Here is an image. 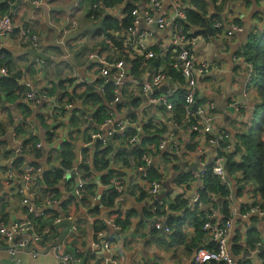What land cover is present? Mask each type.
Masks as SVG:
<instances>
[{"label": "crops", "instance_id": "crops-1", "mask_svg": "<svg viewBox=\"0 0 264 264\" xmlns=\"http://www.w3.org/2000/svg\"><path fill=\"white\" fill-rule=\"evenodd\" d=\"M38 1L0 0V8L2 7L0 14H10L14 23L25 28L29 36L38 35L40 39L39 46L35 49L30 43L26 46L22 44L20 29L14 34L0 35V51L2 49L11 55L10 65L6 64L9 69L8 75L1 73L3 66L0 64V79L16 76L18 81L16 90L12 92L1 90L0 93V218L6 223L28 218L27 208L22 202L24 197H28L23 179L24 167L27 165L41 168L43 177L47 173L64 170V176L54 187L40 181L38 191L35 192L39 199L42 197L56 199L50 210L59 216H66L67 212L63 211L66 202L76 199L78 206L76 205L77 210L73 213L77 220L63 221L51 241L45 246L39 245V250L48 251L36 255L34 251L23 250L20 254L22 264H58V256L63 249L77 248L82 250L81 256L85 264H113L108 260L109 252L101 250L94 253L91 250L90 240L93 228L98 222L96 217L107 216L118 205L125 209L123 210L125 215L128 210L137 212V216L131 219V224L125 227L123 232L109 235L113 242V252L123 264H193V253L198 245L193 247L195 245L191 243V237L195 235V226L191 220L183 224L184 233L175 242L170 238L171 234L166 235L162 229L152 227L154 219L159 218L155 215L158 205L164 206L167 213L174 218L183 216V211L169 210L178 196L182 195L189 200L192 211L197 208L196 203L191 199L198 190L200 181L193 178L182 180L181 186L175 185L174 181L184 175H191L193 167L201 165V161L207 164L211 162L214 155L210 152V147L203 146L206 150L202 153L197 151L196 145L192 150L191 143H183L174 165H171L166 153H161L158 161L166 169L164 188L154 198L147 189L140 188L143 175L141 171L139 173L137 171L141 161L134 157L135 148L130 155L127 153L120 155L118 147H126V145L118 142L116 136H112L108 140L109 145L114 148L110 155V166L108 170L92 168V176L90 178L87 176V180L85 179L87 201L85 206L82 205L74 196L77 171L84 162L92 164V156L98 143L103 146L101 141H94L92 135L112 130L110 126L102 128V123L109 114L108 110L115 113L117 121L128 116L137 119V112L142 103L141 99L124 97L121 106L118 103L110 107L105 99L100 105L106 107L104 112L93 100L84 103L72 99L76 93L81 94L85 89L83 86L88 85L85 83L95 76L96 61L91 59V55L104 51L102 45L105 43L106 34L102 22L110 16L121 19L124 6L109 9V12L99 10L98 19L93 20L90 15L93 11L90 0H49L43 3ZM180 2L183 3L182 8L185 10L193 5V0H180ZM171 6L172 1L170 5L164 7V12H167ZM220 6V11L216 12L212 8L211 11L238 23L242 31L232 37L214 38L210 47L204 48L200 53V57L211 60L214 66L207 77L199 79L198 101L206 98L213 101L215 111L220 115L219 127L235 137L236 131L247 128L248 125L242 120H248L247 117H250L258 99L257 93L255 96L251 92L246 93L245 90L248 75L243 52L250 35L263 30V0H224ZM143 7L144 5L141 6L142 10ZM72 20L76 21L77 27L66 34L67 45H64V30ZM151 29L156 39L161 41L163 34L154 25ZM206 49L207 53L204 52ZM32 50H37L49 58L36 56ZM97 79V82L89 86L95 87L104 95L101 86L106 78L101 76ZM129 83L130 79H126L123 88L127 89ZM31 89H44L49 93L50 98L45 106L36 107L26 100V92ZM70 102L74 103L72 109L62 108V105ZM237 102L242 104L243 112L234 107ZM127 106L134 112L129 113ZM33 128L38 132L34 139L43 143L40 148L42 155L39 158L33 155L35 151L30 153L33 148L30 137ZM262 138L264 139V127ZM21 141H25V147L22 151H18ZM66 143L70 144L74 153L70 168H65L61 160V151ZM13 151L18 153V158L23 161L16 170L15 180L7 182L5 178L10 171L8 160L10 155L15 153ZM126 160L129 165L126 164ZM109 170L126 184L123 198L112 210L102 202V197L110 191L102 182V178L108 175ZM235 187L233 181L230 199L232 211H244L250 203L261 201L256 182H246L239 196L240 189ZM198 203H200L198 204L200 212L206 213L214 207L212 202ZM216 203L222 206L224 200L222 202L217 198ZM73 205L70 207V213ZM85 207L89 210L96 207L98 212H85ZM42 208L44 207L41 206L39 209ZM51 223L52 218H49L46 224ZM229 249L236 264H263L261 253L264 251V220L257 216L234 217ZM0 264H14L1 238Z\"/></svg>", "mask_w": 264, "mask_h": 264}, {"label": "built area", "instance_id": "built-area-1", "mask_svg": "<svg viewBox=\"0 0 264 264\" xmlns=\"http://www.w3.org/2000/svg\"><path fill=\"white\" fill-rule=\"evenodd\" d=\"M49 0H39L43 3ZM166 0H140L135 3L132 11L133 21L128 27L120 28L115 31L122 40V46L117 49L113 47L91 55V59L96 61L95 76L89 79L85 84L97 82L98 77H105V83H102L101 89L106 92L108 88H113V99L107 100L109 106L119 103L121 106L124 97H133L141 99L142 103L137 112L138 118L134 119L128 116L117 121L115 113L108 110L102 128L108 126L112 130L105 133H95L92 139L96 142L101 141L104 147L109 145L108 141L112 136L117 137V141L126 145L129 149L139 147L142 149L141 164L138 168L142 172V178L147 181L146 189L151 197H157L164 188L166 169L159 164L161 153H166L171 165H174L178 154L181 152L183 143L196 145L197 151L205 152L203 146H209L210 152L214 155L213 160L207 164L203 161L201 165L193 167L191 175L193 179L200 181V186L195 192L191 201L197 203L201 201V190L204 187L203 177L208 167H213L214 173L220 179L231 186L227 178L226 164L228 162L227 154L235 148V139L230 132L219 127L220 115L215 111V104L209 98L198 101L200 96L199 79L207 77L214 63L200 57L204 48H209L211 41L222 37H232L242 31V27L221 14L209 11L208 17L213 18V34L210 35L205 30L197 26L189 27L186 10L181 8L183 5L180 0L172 1V6L167 12H164V2ZM143 2L142 4H140ZM144 5L143 10L141 6ZM117 8V7H115ZM187 8H194L192 5ZM112 10L95 4L91 17L96 19L95 12L98 10ZM109 12V11H108ZM264 12V0H263ZM110 14V13H109ZM123 18V17H122ZM264 19V16L262 17ZM264 23V21H263ZM157 24L156 29L163 34L162 40H157L151 27ZM77 27L76 21L72 20L64 30L63 44L67 45L66 34L72 32ZM20 29V40L25 46L30 43L31 47L37 49L40 43L38 35L29 36L25 28L14 23L10 14H0V35L14 34ZM264 30V24H263ZM261 31V30H258ZM208 34L209 37L205 35ZM158 49V51L156 50ZM207 53V49L204 51ZM6 56V52L0 51V59ZM150 60H155L154 63ZM139 64L138 73L132 72L134 63ZM244 63L247 68L248 81L245 87L246 93H253L256 96L257 87L255 83L256 71L253 64L244 57ZM1 73L9 74L6 65H2ZM171 70L179 73L182 81L177 79ZM97 74L99 75L97 77ZM130 79L127 89L123 88L124 81ZM96 80V81H95ZM253 88L251 90V85ZM109 86V87H108ZM163 86H173L175 89L168 93H156L155 90ZM83 87H86L84 85ZM0 87V93H1ZM183 91L182 99L176 100L174 94ZM50 95L44 89H31L26 92V100L36 106L43 107L49 101ZM197 108L194 109V104ZM129 104V103H126ZM234 106V105H233ZM70 110L74 103H66L62 108ZM183 108L186 116L178 119L177 109ZM242 112V104L237 102L234 106ZM128 112L133 111L127 106ZM134 112V111H133ZM85 118H87L85 116ZM103 129H100V131ZM37 130H31V138L37 137ZM152 134H158V142L147 141ZM146 140V142H144ZM43 143L37 141L35 147L42 148ZM122 146V145H117ZM25 147V141L19 142L18 151ZM15 152V151H13ZM225 153V154H223ZM18 153L10 155L8 160L9 173L5 180L11 182L16 178V170L19 169L16 163ZM90 162V160L88 161ZM207 164V165H206ZM152 169H157L160 177L151 180L149 174ZM41 168L32 165L24 167L23 179L28 192V197H24L22 202L27 208V219H17L11 223H6L0 218V238L4 242L5 249L10 254L14 264H22L21 252L26 248L35 245L38 249L49 243L56 233L58 226L65 220H77L75 214L67 213L66 216H59L50 210L56 199L36 196L40 181L43 179ZM175 185H182L176 179ZM85 180L81 169L77 171V183L74 189V196L79 201L86 197ZM109 190H116L124 194L126 184L117 177H112L106 185ZM41 200V201H40ZM44 207L39 209L40 207ZM86 208V207H85ZM85 212H89L85 209ZM122 210V211H121ZM124 208L116 206L112 211L120 213L122 218ZM231 215L225 218L221 210L212 208L206 215V221L203 230L206 232V242L201 244L193 253V264H236L234 256L229 249V240L233 228V218L241 215L244 218L257 216L264 220V208L261 201L250 203L244 211L235 212L231 210ZM52 218L51 224L46 221ZM162 217L154 219V229H162L166 235L172 234L171 227H167ZM95 220V219H94ZM96 221L103 222L113 231V235L123 232L124 227L120 225L114 216L96 217ZM74 228H76L74 226ZM109 231L104 229L96 230L93 228L90 240L91 250L96 253L101 250L109 252L108 260L113 264H123L113 252V242L110 239ZM40 245V246H39ZM36 255L38 253L34 251ZM81 249H63L58 256V264H85L81 256ZM114 255V256H113Z\"/></svg>", "mask_w": 264, "mask_h": 264}, {"label": "trees", "instance_id": "trees-1", "mask_svg": "<svg viewBox=\"0 0 264 264\" xmlns=\"http://www.w3.org/2000/svg\"><path fill=\"white\" fill-rule=\"evenodd\" d=\"M140 0H90L91 6L95 4L106 7V8H115L119 6H124L122 11L123 18L116 19L113 17H106L102 22V28L106 34V39L103 43L104 50L108 48H112V45L115 48L119 49L122 46V40L117 36L115 31L120 30V28H126L132 24L133 17L132 11L135 7V3ZM220 1V4H219ZM224 0H193V6L196 9L189 8L186 10L187 19H188V26L189 27H200L202 29L210 27L213 22V15L212 18L208 17L209 11L214 9L216 12L217 10L220 11V5L223 3ZM212 8V9H211ZM2 9V7L0 8ZM3 12V11H2ZM91 15V14H90ZM96 19L99 17V10L95 12ZM207 37L208 34L205 33ZM116 50V49H115ZM158 51V49L156 48ZM6 52V51H4ZM245 58L250 61L256 71L255 75V83L257 87V95L258 99L255 103V107L251 111L250 117L248 120H242L243 123H246L248 126L246 129L241 131H236L235 133V148L231 153H228L227 159L228 162L226 164V172L227 178L233 185V181H235L236 187H239L240 191L238 190V196L241 193V188L244 187L246 182L254 181L259 186V193L262 200V207L264 208V139L262 138V132L264 127V30L254 32L250 35L246 46L244 47L243 52ZM11 55L6 53V56L0 59V64L2 65H10ZM155 60H150V62L154 63ZM5 63V64H4ZM134 63V69L132 72L138 73L139 64L137 62ZM174 76L182 81V77L179 73L171 70ZM18 78V77H17ZM0 87L5 92H12L18 88V81L16 76H9V77H2L0 79ZM113 88H108L106 95H102L95 87L86 85L84 91L81 94H77L72 98L74 101L80 100L84 103H87L89 100H93L98 103V106L104 103V100H112L113 99ZM183 91L178 90L174 94V98L176 100L182 99ZM76 97V98H75ZM97 106V107H98ZM101 109L105 112L106 107H101ZM243 112V111H242ZM186 116V111L183 108L177 109V117L178 119H183ZM101 118V117H100ZM31 140V139H30ZM147 141L158 142V134H152L150 138L146 139ZM144 140V142L146 141ZM33 148L31 149L33 155L36 158H39L42 155L41 149H37L35 144L38 140L32 138ZM190 149H195V145H191ZM114 150L113 146L109 145L107 147H103L100 143L96 145V150L92 156V164H87L86 162L82 163L80 166L81 173L83 174L84 178L87 180L92 176L93 167L94 170H104L109 168L110 164V155ZM134 157L136 160L141 161L142 159V149H134ZM120 155H124V151H119ZM225 154V153H223ZM84 155H87L84 153ZM74 156L72 151V147H70L69 143L64 145L63 150L61 151V160L63 161V165L65 168H70L71 166V159ZM178 159V158H177ZM23 159L20 157L16 161L18 167L20 163H22ZM142 162V161H141ZM126 164H128L126 160ZM64 176V170L60 169L54 173H47L44 175L42 179V183H46L50 187H54L55 184L62 179ZM161 174L158 172L157 169H152L149 178L151 180L160 177ZM114 176V172L109 170L108 175H105L102 178V182L106 185L109 183L110 179ZM192 178V175H184L182 178L178 179L181 183L182 180H189ZM204 187L201 190V201L200 202H212L214 207L221 210L222 214L225 218L230 217L231 209H230V199L232 195V185H228L227 183L223 182L219 176L214 173L213 167H208V170L203 177ZM87 189L85 187V194ZM123 194L116 190H110L102 197V202L104 206L107 208H112L123 198ZM217 198L220 200H224V203L221 205H217L216 203ZM87 195L83 201H80L82 205H86ZM221 203V202H220ZM74 204V205H73ZM198 204L196 203L197 208L193 211L190 209V202L188 199L184 198L182 195L178 196L172 205H170L169 210L178 212L183 211V216L180 218H174L172 215H169L165 210L164 206L158 205L155 211V215L159 218L165 219V225L167 227H171L174 231L170 238L175 242L177 239L183 235L184 229L183 224L187 220H191L195 226V235L192 236V244L196 247H200L199 245L204 243L206 240V232L203 230L204 223L206 221V215L210 212V210L206 213L200 212ZM72 206L71 212L75 213L77 210V201L76 199H70L63 205V211L70 213V207ZM77 205V206H76ZM92 207V205H91ZM93 213L98 212V208L93 207L91 210ZM95 211V212H94ZM57 215L55 212H53ZM107 216H114L116 221L122 225L124 228L131 224V219L134 216H137V212L133 210H128L126 212L125 218H122L120 213H116L110 211ZM96 230H106L109 231V226L105 225L103 222H96L95 225ZM205 239V240H204ZM196 247V249L198 248ZM195 249V250H196ZM261 258L264 261V251L261 253ZM215 264V263H214ZM264 264V263H263Z\"/></svg>", "mask_w": 264, "mask_h": 264}, {"label": "water", "instance_id": "water-1", "mask_svg": "<svg viewBox=\"0 0 264 264\" xmlns=\"http://www.w3.org/2000/svg\"><path fill=\"white\" fill-rule=\"evenodd\" d=\"M155 27H157V24L154 25ZM205 32H207L208 34L212 35L213 34V31H212V28L211 27H207V29L205 30ZM32 53L36 56H40L44 59H48L49 57H47L46 55L38 52L37 50H32ZM175 88L173 86H163V87H160L158 89L155 90L156 93H168L170 90H174ZM194 109L197 108V103L194 104L193 106ZM118 150H122L124 151L125 153H127L128 155L131 154L132 152V149H129L128 147H118ZM163 220V222L165 221V219H161ZM57 245V244H56ZM26 251H36L37 253H44V252H47L48 250H39L35 245H32L28 248L25 249Z\"/></svg>", "mask_w": 264, "mask_h": 264}, {"label": "rangeland", "instance_id": "rangeland-1", "mask_svg": "<svg viewBox=\"0 0 264 264\" xmlns=\"http://www.w3.org/2000/svg\"><path fill=\"white\" fill-rule=\"evenodd\" d=\"M171 4V1L170 0H167V1H165L164 2V7L166 8L168 5H170ZM180 7L182 8L183 6L182 5H180ZM165 10V9H164ZM58 67H59V64H58ZM251 90H252V88H253V84L251 85ZM228 89V88H227ZM229 90V89H228ZM242 99H244L243 98V96H242ZM227 125H228V123H227ZM146 186H147V181L145 180V179H141L140 180V188L142 189V190H146ZM109 233H110V235H112L113 234V231H112V229H109Z\"/></svg>", "mask_w": 264, "mask_h": 264}]
</instances>
